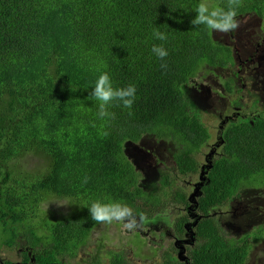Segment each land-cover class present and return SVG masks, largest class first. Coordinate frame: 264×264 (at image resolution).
<instances>
[{
    "label": "trees",
    "instance_id": "obj_1",
    "mask_svg": "<svg viewBox=\"0 0 264 264\" xmlns=\"http://www.w3.org/2000/svg\"><path fill=\"white\" fill-rule=\"evenodd\" d=\"M200 2L0 0V236L8 232L4 243L21 254L18 262L57 263L54 259L62 255L76 257L98 224L88 212L92 198L126 204L144 220L159 213L162 194L151 182L146 187L139 182L143 138L186 143L173 154L177 172L197 171L191 152L207 141L208 129L193 83L202 66L224 69L234 64L230 47L204 25L190 23ZM209 2L227 8V0ZM246 14L263 25L264 0H241L236 19ZM155 29L166 33L167 40L156 39ZM261 42L256 40L249 52ZM154 44L168 51L164 61L152 53ZM104 72L114 87H136L131 109L108 108L115 119L100 118L98 102L89 95ZM236 90L227 92L230 105L248 111ZM253 96L248 108L256 115L237 112L239 116L228 117L223 152L212 158L200 187L188 264H247L249 250L264 240V223L231 237L211 214L235 198L244 207L225 223L228 230L233 223L248 225L264 214V109L253 110L264 92L254 91ZM222 108L225 112L226 106ZM27 157L30 164L41 159L40 169L23 170ZM170 176L162 174L159 188L171 186L175 178ZM51 196L71 199L70 214L53 225L44 218L32 225L33 215ZM166 198L189 204L179 189ZM187 221L186 215L176 218L177 237L185 233ZM123 254L112 253L110 264H128ZM166 256V264H182ZM85 264H101V259L95 256Z\"/></svg>",
    "mask_w": 264,
    "mask_h": 264
},
{
    "label": "rangeland",
    "instance_id": "obj_2",
    "mask_svg": "<svg viewBox=\"0 0 264 264\" xmlns=\"http://www.w3.org/2000/svg\"><path fill=\"white\" fill-rule=\"evenodd\" d=\"M238 22L239 27L236 30L227 34L213 32L215 35L214 38L223 45L232 48L233 53L236 54L237 60H244V58L248 55L249 46H252L253 44L256 45L254 43L256 40H262L261 43H257L261 44V51L255 57V60L259 62H253L257 67H263L264 24L261 25L259 20L249 17V14H246L244 17L238 19ZM241 51H243V53ZM254 64H248L251 66V72L253 71L252 66ZM231 70H235V67L231 68ZM218 73H223L224 77H229L230 71L225 72L224 70H220L217 66H202L197 72L196 79L193 83V85L198 87L200 92L198 95L202 101V104L200 105L202 111L201 120L210 134L207 143L203 144L197 153H193V157L198 163V168L194 176H192V174L181 175L177 173L176 165L170 155L169 143L160 144V142L154 140L152 136H147L141 141L144 152H141L140 156L145 159V162L142 161L141 163V169L148 173H151V170L153 169L155 179L154 181L155 184H157L160 175L165 171L166 165H169L168 170L165 173L170 174V177L175 178L169 189H179L184 191L187 199L190 201L189 207L191 209L187 211L184 208V205H179L176 202L170 203L166 198L169 197V191L168 189H164L163 194L158 196V204L156 206V210H160V212L151 213L150 220H144L137 228L133 230H127L122 224L115 222L111 225L97 224L90 232L91 235L88 242L79 247L76 257L71 258L68 255H62L61 257H56L54 259L55 262L58 264H85V262H88L93 257L97 256L99 259H101V264H110L111 254L121 251L124 253L123 257L128 264H166V255L172 256V259H176V254L181 256V259H183L181 262H185V259L183 258V250L187 251L188 254V248H193V244L191 243V236L193 235L191 225L194 223L195 218L199 217V214L197 213L199 211H196L194 204H192V201L194 202L197 200V189L195 190L192 188V183H201V187L204 185L205 177L208 172L207 166L211 161L209 159L208 162L205 161L206 156L211 152L210 147H213L214 149H212L213 154L209 155L210 159H212L217 154H221L224 148L223 147L221 150V148H218L214 144L215 140H217V143L219 142L217 133L219 132L218 127L220 126L221 120L213 115H215V113H217L221 107H217L215 110L211 111L212 107L206 106V103H208L209 100H212L214 104L222 103V101H220L222 99L219 98V95L209 94L212 93V88L216 87L217 84H223L224 78L223 76H219ZM241 78L244 84V90L242 91L241 96V98H243L250 82L248 81L246 74H242ZM224 98L223 100L226 101V104L222 103V106H226V111L224 113L230 116H239V114L235 113L242 112L241 108L237 105H230L229 103L232 97L225 96ZM240 101L244 102L246 105L248 104V99L246 97ZM203 108H205L208 112L206 113L204 110H202ZM260 108V106H257L253 110H259ZM249 112L252 111L248 108V114ZM246 113L242 112V114ZM169 141H171V138ZM185 145L186 143H182L179 147H183ZM174 152H176V150H174ZM151 154H154V157H151ZM155 158L161 160V163L155 165ZM164 158H166V160ZM23 161H27V167H24L23 170H28L29 172L40 169L39 165L42 162L41 159L34 158L33 163L30 164L28 157ZM202 167L204 172L202 175H200ZM155 187L159 188L158 186ZM262 190L264 191V188H262ZM234 200L236 201H232V204L228 203L226 206L223 205L222 207L215 208L211 211V214L214 216L216 221H220L221 223L225 224L229 223L235 218L234 216L240 212L244 205L242 204L241 198H235ZM96 201L97 199L92 198L90 206ZM70 203L71 199L51 196L49 199L42 202L40 213H35L33 215V223L30 221L27 223L38 226L40 220L44 218L48 225L56 224V220H59L62 216H68L70 214ZM134 214L139 217L135 212ZM183 215L187 216V223H189L184 227L186 235L183 239L185 242L177 243L176 246H174L175 233L173 224L176 218ZM260 222L264 223V216L261 221H255L253 223L250 222L248 225H244L242 222L238 223L240 226L233 223V226L229 225V231L226 233H229L228 236L231 237H238L239 235L248 234L252 232ZM41 231H45V229H41ZM138 231L140 234L136 233ZM147 231L148 234L146 233ZM8 236V232H6L5 236H0V264L18 262L22 260L21 254L19 256L17 255V249L9 250L6 247L4 241L8 238ZM261 236H259V238ZM250 240L251 239L249 238L248 241ZM255 245L256 247L250 251V255L248 257V261L251 264V260L254 257L264 254V240L256 243ZM19 251L21 250L19 249Z\"/></svg>",
    "mask_w": 264,
    "mask_h": 264
},
{
    "label": "clouds",
    "instance_id": "obj_3",
    "mask_svg": "<svg viewBox=\"0 0 264 264\" xmlns=\"http://www.w3.org/2000/svg\"><path fill=\"white\" fill-rule=\"evenodd\" d=\"M240 4H241V0H227V8H224V7H220L217 5H212L209 2V0H201V2L197 5V7L195 9V15L191 19L190 23L192 25H195V26L196 25H204L207 29L211 30L212 32H219V33L227 34L231 31L236 30L239 27V22L236 19V17H237V8L240 6ZM153 36L156 39L161 40V41H166L168 38L166 33L161 32L158 29H155L153 31ZM249 48H251V45L249 46ZM258 48L259 49L255 48V50L252 49V51L256 52V54L253 57H252V51L251 52L248 51V55L246 57L247 58L246 63H248L249 65H252L254 62H259V61L255 60V57L261 51L260 47H258ZM231 50H232V48H231ZM151 51L153 54H155L162 61H164L165 58L168 56V51L162 45L154 44L152 46ZM231 55H232V59H233V63H234L231 68L235 67V70H231L230 66L224 67V69L223 68L220 69V70H224L225 72L230 71L229 77H224L223 73H218L219 76H223V78H224L223 84H221V85L217 84L216 87L212 88V91L214 90V92L211 91L212 93H209V94H217V95H219V98L223 100V98L225 96H230L227 92L237 89L236 90L237 96L239 97L240 100L243 99L244 97H246L248 99V104L245 106V107H247V110H248V106L250 105V101L254 98L253 92L255 91L259 95L264 92L263 91L264 66L259 68L254 64L252 66V68H253L252 72H251V66H249V68L246 69L247 70L246 75H247V77L250 78V80L248 79L250 84H249V86H247L244 97L241 98L242 91L244 90V84H243L242 78H241L242 74L237 72L239 60H237L236 54L233 53V50L231 52ZM161 68L166 69L167 63L166 62L161 63ZM195 94H198V93H195ZM89 95H90V97L94 98L98 102V116L100 118L110 117L112 119H115V114L112 112H109L108 108L111 105L115 104L116 106H123L124 108L131 109V107L134 103V100L136 98V87L133 84H129L126 87H114L109 74L107 72H104L98 76V78L94 84V87L92 88V91ZM250 98H251V100H250ZM217 101H219V100H217ZM206 106H211L212 107L211 111L215 110V108H217V107H221L219 109V111L217 113H215V115H213V116H215L221 120L220 126L218 127L219 132L217 133V137L219 139V142L217 143V140H215L214 144L218 148L222 149V145H224L226 143V140H227L226 137L223 135V131L230 124V122L228 120V117L230 115L224 114V111L222 108V103L214 104L212 100H209V102L206 103ZM257 106H260L261 107L260 109H264V103L261 100L258 101ZM202 110H204L206 113L208 112L205 108H203ZM256 111H258V110H256ZM244 112L246 113V111H244ZM129 114L131 115V112ZM247 114H248V111H247ZM249 114L251 117H254L256 115V114L252 115L253 112H249ZM106 134L107 133H105V135ZM207 134H208V139H209V137H210L209 132H207ZM163 139L169 140L170 138H163ZM208 139H207V141H208ZM171 141L176 143L177 147L180 146V145H178V142L174 141V139L172 140V138H171ZM207 141L202 143L199 146V148L203 144H206ZM199 148L198 149L195 148L196 150H193L191 152V155L194 156L193 153H197ZM210 148H211L210 154H213L212 153L213 147H210ZM210 154H208L206 156V159H205L206 162H208L209 160H212L209 158ZM209 164L207 166V170L209 169ZM137 169L139 171L138 166H137ZM202 170H203V167H202ZM203 172H204V170H203ZM195 173L196 172L191 173V174H195ZM186 174H188V173H186ZM191 174H188V175H191ZM205 180H206V178H205ZM169 187L167 188L165 186L163 188H156V189H158V192L160 194H163L164 189H168L169 194L174 193V190H170ZM197 193H198V190H197ZM197 195H196V197H197ZM195 202H197V200L194 202L192 201V204H194V208L197 207V203H195ZM189 209H191V208L189 207ZM88 212H89L92 220H94L98 224L111 225L114 222L120 223L127 230H133V229L137 228L145 219L142 215L137 217L134 214L133 210L129 206H127L126 204L119 203V202L102 203L100 201H96V202H93L91 204V206L88 208ZM263 216H264V214H262L261 219H259L257 221H261ZM260 224H261V222L259 223V225ZM222 226H223L222 228L224 231H226V232L229 231L227 229V227L225 226V224H222ZM255 247H256V245H254L252 249H254ZM252 249H250L248 252L247 259H246L247 264H251L248 261V257L250 255V251ZM254 261H257L260 264H263L264 263V256L259 255V256L254 257L251 260L252 264H254L253 263Z\"/></svg>",
    "mask_w": 264,
    "mask_h": 264
},
{
    "label": "flooded vegetation",
    "instance_id": "obj_4",
    "mask_svg": "<svg viewBox=\"0 0 264 264\" xmlns=\"http://www.w3.org/2000/svg\"><path fill=\"white\" fill-rule=\"evenodd\" d=\"M257 46H261V45H257ZM248 51H249V49H248ZM242 53H243V51H241ZM247 62V58L245 57L244 58V60H240L239 59V65H238V68H237V72H239V73H241V74H247V72H246V69H248L249 68V65H248V63H246ZM197 87L195 88V93H199V90L197 91ZM260 100L261 101H264V97H261L260 98ZM152 138H154L153 136H152ZM154 140H156V141H159L160 142V144H165V143H169V147H170V155H171V157H172V160L174 161V158H173V154H174V150H176V147H177V144L176 143H174V142H172V141H169V140H165V139H156V138H154ZM141 145H142V142H141ZM141 152H144V148H142V150H140V153ZM151 157H154V154H151ZM138 158L139 159H137V166H138V168H139V173H140V178H139V182H140V184H142V186H144V187H146V185H147V183H149V181L153 184V186H160V180H161V178H162V174L163 173H165L167 170H168V167H169V165H166V168H165V171L160 175V178H159V180H158V183L157 184H155V179H154V171H153V169L151 170V173H148V172H144L142 169H141V163H142V161L143 162H145V159L144 158H142L141 156H140V154L138 153ZM165 160H166V158H164ZM158 163H161V160H159L158 158H155V165H157ZM174 163H175V161H174ZM175 165H176V163H175ZM176 171H177V168H176ZM178 173V172H177ZM203 174V170L201 171V174L200 175H202ZM185 175H188V174H185ZM195 174H192V176H194ZM205 183V182H204ZM201 183H192V188L193 189H197L198 190V195H197V197L196 198H198L199 197V195H200V187H201ZM187 201H188V205H186V206H184V208L187 210V211H189V205H190V202H189V200L187 199ZM196 201V200H195ZM196 203V202H195ZM186 224H189V223H185V225H184V227L186 226ZM194 223L191 225V227H192V230H193V228H194ZM155 229H157V228H155ZM185 229V228H184ZM194 231V230H193ZM139 232V231H138ZM140 233V232H139ZM147 234H148V231L146 232ZM185 235H186V231H185V233L184 232H181L180 233V237H177L175 234H174V240H175V242H174V246H176V244L177 243H182V242H185V240L183 239L184 237H185ZM194 236H195V234H194V232H193V235L191 236V239H192V241H191V243L193 244V242H194ZM173 246V247H174ZM174 250L176 251V249L174 248ZM188 250H189V248H188ZM184 251V253H183V258L185 259V262H182V264H188L187 262H188V254H187V251H185V250H183ZM176 258L177 259H179V260H183V259H181V256H179L178 254H176Z\"/></svg>",
    "mask_w": 264,
    "mask_h": 264
},
{
    "label": "water",
    "instance_id": "obj_5",
    "mask_svg": "<svg viewBox=\"0 0 264 264\" xmlns=\"http://www.w3.org/2000/svg\"><path fill=\"white\" fill-rule=\"evenodd\" d=\"M197 195V194H196ZM8 264H42V263H25V262H12V263H8ZM43 264H58V263H43Z\"/></svg>",
    "mask_w": 264,
    "mask_h": 264
}]
</instances>
